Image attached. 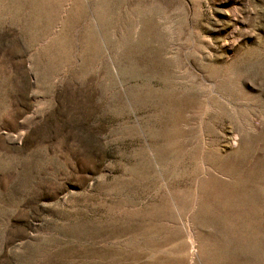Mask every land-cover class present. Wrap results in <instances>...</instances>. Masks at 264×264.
<instances>
[{
    "label": "rangeland",
    "instance_id": "1",
    "mask_svg": "<svg viewBox=\"0 0 264 264\" xmlns=\"http://www.w3.org/2000/svg\"><path fill=\"white\" fill-rule=\"evenodd\" d=\"M0 264H264V0H0Z\"/></svg>",
    "mask_w": 264,
    "mask_h": 264
}]
</instances>
